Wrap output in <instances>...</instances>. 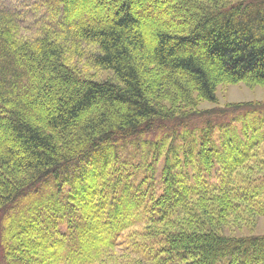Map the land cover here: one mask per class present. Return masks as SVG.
Instances as JSON below:
<instances>
[{
  "label": "trees",
  "instance_id": "trees-1",
  "mask_svg": "<svg viewBox=\"0 0 264 264\" xmlns=\"http://www.w3.org/2000/svg\"><path fill=\"white\" fill-rule=\"evenodd\" d=\"M40 7L29 33L0 9V264H264L222 232L264 216V104L199 109L264 87V0Z\"/></svg>",
  "mask_w": 264,
  "mask_h": 264
},
{
  "label": "rangeland",
  "instance_id": "rangeland-1",
  "mask_svg": "<svg viewBox=\"0 0 264 264\" xmlns=\"http://www.w3.org/2000/svg\"><path fill=\"white\" fill-rule=\"evenodd\" d=\"M41 1L42 0H0V9L8 10L11 12H14L18 15H20L21 24L23 28L28 31V33L31 31L33 25L38 22L41 18L45 16V10L44 8H41ZM55 17L59 16H52L53 19ZM54 21V20H53ZM25 32V34H28ZM94 49L91 47H88L86 49V52L89 55L90 53L94 52ZM88 57L84 58L82 62H80V65L89 68L90 66H87L85 63L90 65L86 60ZM91 72L94 71V69L91 67ZM109 74L105 72H99L98 77L99 79H106ZM217 103H209V102H203L199 106V109L202 110H211V109H219L224 108L228 104H237V103H248L252 102L254 104L257 103H263L264 104V87L258 86L254 88H250L246 86L244 83L236 84V85H223L220 86L217 90ZM264 158V156H263ZM256 167V166H254ZM264 168V166H262ZM260 168V169H262ZM83 170V169H82ZM219 177V173L215 171V176L213 181L217 182ZM160 178V175H159ZM212 181V182H213ZM69 188V185H64ZM49 188V187H46ZM45 188V189H46ZM162 193V188L159 183H157L154 195L159 196ZM232 214V213H231ZM230 214V216H231ZM255 215V216H253ZM226 222V228L222 230V232H225L227 235L230 236H262L264 235V216L258 215V214H249L246 210L240 213H235L232 215V217H228ZM134 230H130L126 232L127 238H129L130 241L134 242V238L137 232L140 230L143 232L141 226L137 228H132ZM63 230V229H62ZM155 240L154 239H141L139 241V244H144L146 247L150 248L151 245H154ZM151 264V263H144V262H137L132 257L129 256H118L116 254V257L112 260V264Z\"/></svg>",
  "mask_w": 264,
  "mask_h": 264
}]
</instances>
